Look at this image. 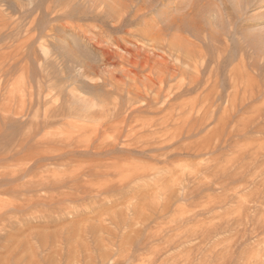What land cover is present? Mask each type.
<instances>
[{
    "label": "rangeland",
    "instance_id": "374dc122",
    "mask_svg": "<svg viewBox=\"0 0 264 264\" xmlns=\"http://www.w3.org/2000/svg\"><path fill=\"white\" fill-rule=\"evenodd\" d=\"M0 264H264V0H0Z\"/></svg>",
    "mask_w": 264,
    "mask_h": 264
},
{
    "label": "bare ground",
    "instance_id": "6f19581e",
    "mask_svg": "<svg viewBox=\"0 0 264 264\" xmlns=\"http://www.w3.org/2000/svg\"><path fill=\"white\" fill-rule=\"evenodd\" d=\"M97 2V1H96ZM133 2V1H132ZM143 4V3H142ZM133 5V4H132ZM150 5V4H149ZM98 6V5H97ZM131 6V5H130ZM140 7V6H139ZM137 10V9H136ZM125 11V10H124ZM139 11V10H138ZM137 11V12H138ZM140 12V11H139ZM135 16V15H134ZM115 20V19H114ZM117 20V19H116ZM71 23H72V21H71ZM119 23H123V21L122 20H120V22ZM90 25V24H89ZM92 27V26H91ZM94 27V26H93ZM74 28V27H73ZM72 28V29H73ZM75 29V28H74ZM81 30H83V29H81ZM195 31V30H194ZM191 33V32H190ZM94 34V33H93ZM93 36V35H92ZM194 37V36H193ZM106 39V38H105ZM97 40V39H96ZM143 40V39H142ZM187 40V39H186ZM193 40V39H192ZM199 40V39H198ZM96 42V41H95ZM100 42V41H99ZM104 42V41H103ZM122 42H124V41H122ZM102 43V42H101ZM138 43V42H137ZM144 43H145V41H144ZM98 44V43H97ZM96 44V45H97ZM142 44V43H141ZM191 44V43H190ZM145 45V44H144ZM116 46V45H115ZM204 46V45H203ZM201 49V48H200ZM154 51V50H153ZM204 52V51H203ZM164 55V54H163ZM134 56V55H133ZM146 58V57H145ZM185 58V57H184ZM178 59V58H177ZM195 62V64L193 65V67H194V71H196V73H197V75H200V73H201V70H202V63H204V61H202V63H200L199 62V60L198 61H194ZM186 63V62H185ZM184 63V64H185ZM132 64H138V63H133L132 62ZM144 64V63H143ZM136 67V66H135ZM174 69V68H173ZM130 72H133V70H130ZM177 74V73H176ZM185 74V73H184ZM149 75V74H148ZM189 75V74H188ZM183 77V76H182ZM185 77V76H184ZM184 77H183V79H184ZM146 78V77H145ZM150 78H151V76H150ZM181 79V78H180ZM200 79V76L198 77L197 76V80H199ZM155 81V80H154ZM181 81V80H180ZM184 81V80H183ZM194 81V80H193ZM200 81V80H199ZM177 82V81H176ZM185 82V81H184ZM197 82V81H196ZM163 84V83H162ZM161 84V85H162ZM132 85V84H131ZM174 85V84H173ZM159 86H160V84H159ZM172 86V85H171ZM176 86V85H175ZM176 88H178V87H176ZM160 89V88H159ZM139 90V89H138ZM170 90V89H169ZM178 90H176V92H177ZM180 91V90H179ZM202 91V90H201ZM201 91H199V92H201ZM198 92V93H199ZM205 95V94H204ZM144 95H142V97H143ZM172 96V95H171ZM198 96H199V94H198ZM141 97V96H140ZM192 97V96H191ZM168 98H170V96L168 97ZM193 98V97H192ZM201 98V97H200ZM167 99V98H166ZM196 99V98H195ZM203 99V98H202ZM168 101V100H167ZM179 102V101H178ZM178 102H175V104L176 103H178ZM191 102V101H190ZM185 103V102H184ZM196 103V102H195ZM172 104H174V103H172ZM186 104V103H185ZM196 104H198V102L196 103ZM188 105V104H187ZM204 105V104H203ZM176 106V105H175ZM87 107V106H86ZM188 107V106H187ZM134 108V107H133ZM191 108H192V106H191ZM193 108H195V106H193ZM132 109V108H131ZM172 109V108H171ZM137 110V109H136ZM135 110V111H136ZM163 110V109H162ZM97 111H98V109H97ZM100 111V110H99ZM148 111V110H147ZM168 111V110H167ZM172 111V110H171ZM194 111V110H193ZM198 111H200V109L198 110ZM169 112V111H168ZM167 112V113H168ZM101 113V112H100ZM99 113V114H100ZM170 113V112H169ZM189 113V112H188ZM103 114V113H102ZM121 114V113H120ZM187 114V113H186ZM190 114V113H189ZM170 115H172V113L170 114ZM102 116V118H103V115H101ZM128 116V115H127ZM163 116V115H162ZM181 116V115H180ZM187 116H189V115H187ZM186 116V117H187ZM98 117H99V115H98ZM123 117H125V115H123ZM183 117H185V116H183ZM126 118V117H125ZM188 118V117H187ZM122 120H125V119H123L122 118ZM172 120V119H171ZM126 121V120H125ZM124 121V122H125ZM189 121V120H188ZM97 122V121H96ZM118 122V121H117ZM92 123V122H91ZM150 123V122H149ZM163 123V122H162ZM92 124H96V123H92ZM114 124V123H113ZM151 124V123H150ZM109 125V124H108ZM107 125V126H108ZM110 125H112V124H110ZM123 125V124H122ZM172 125V124H171ZM177 125V124H176ZM97 126V125H96ZM151 126V125H150ZM161 126V125H160ZM148 127H149V125H148ZM98 128V127H97ZM88 129V128H87ZM94 129V128H93ZM99 129V128H98ZM152 129V128H151ZM149 130V129H148ZM96 132V131H95ZM98 132V131H97ZM134 132V131H133ZM90 133V132H89ZM136 133V132H135ZM94 134V133H93ZM97 134V133H96ZM112 134V133H111ZM134 134V133H133ZM172 134V133H171ZM128 135V134H127ZM132 135V134H131ZM158 135H160V134H158ZM9 164V163H8ZM11 164V163H10ZM10 166V165H9ZM4 169V168H3ZM10 170V169H9ZM3 175V174H2ZM4 177H5V175H4Z\"/></svg>",
    "mask_w": 264,
    "mask_h": 264
}]
</instances>
